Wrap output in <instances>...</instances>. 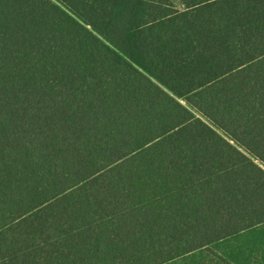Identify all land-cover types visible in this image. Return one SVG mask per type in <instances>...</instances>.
Returning <instances> with one entry per match:
<instances>
[{"label": "trees", "instance_id": "16d2710c", "mask_svg": "<svg viewBox=\"0 0 264 264\" xmlns=\"http://www.w3.org/2000/svg\"><path fill=\"white\" fill-rule=\"evenodd\" d=\"M264 224V0H0V264H167Z\"/></svg>", "mask_w": 264, "mask_h": 264}, {"label": "crops", "instance_id": "0c3cea01", "mask_svg": "<svg viewBox=\"0 0 264 264\" xmlns=\"http://www.w3.org/2000/svg\"><path fill=\"white\" fill-rule=\"evenodd\" d=\"M230 241H233L232 264H264V224L216 244L221 246Z\"/></svg>", "mask_w": 264, "mask_h": 264}, {"label": "rangeland", "instance_id": "374dc122", "mask_svg": "<svg viewBox=\"0 0 264 264\" xmlns=\"http://www.w3.org/2000/svg\"><path fill=\"white\" fill-rule=\"evenodd\" d=\"M232 244L233 241L222 243L221 246L214 244L167 264H232Z\"/></svg>", "mask_w": 264, "mask_h": 264}]
</instances>
